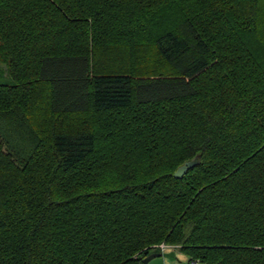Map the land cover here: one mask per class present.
Here are the masks:
<instances>
[{"label":"trees","instance_id":"trees-1","mask_svg":"<svg viewBox=\"0 0 264 264\" xmlns=\"http://www.w3.org/2000/svg\"><path fill=\"white\" fill-rule=\"evenodd\" d=\"M162 244L264 264V0H0V264Z\"/></svg>","mask_w":264,"mask_h":264},{"label":"rangeland","instance_id":"rangeland-1","mask_svg":"<svg viewBox=\"0 0 264 264\" xmlns=\"http://www.w3.org/2000/svg\"><path fill=\"white\" fill-rule=\"evenodd\" d=\"M137 67L141 72H147L149 74L162 72H170L168 68H166L165 64L160 60L158 54L155 49L152 47H147L144 50L142 48L139 50L138 59H137ZM170 248V249H169ZM169 250L166 253H161V257L154 258L152 264H164L163 261L165 258L174 259V256L183 255L182 252L179 251L177 247L169 246ZM185 255V254H184ZM161 259V260H159ZM201 264V263H200Z\"/></svg>","mask_w":264,"mask_h":264},{"label":"water","instance_id":"water-1","mask_svg":"<svg viewBox=\"0 0 264 264\" xmlns=\"http://www.w3.org/2000/svg\"><path fill=\"white\" fill-rule=\"evenodd\" d=\"M201 163V156H197L195 159L192 161L186 162L184 165H182L174 174V177L176 179H182L191 169L195 168L197 165ZM162 254L160 253H155L150 255L144 260L145 264H148L151 260L154 258L160 257Z\"/></svg>","mask_w":264,"mask_h":264},{"label":"crops","instance_id":"crops-1","mask_svg":"<svg viewBox=\"0 0 264 264\" xmlns=\"http://www.w3.org/2000/svg\"><path fill=\"white\" fill-rule=\"evenodd\" d=\"M169 249H166L165 251H162L160 249V252L166 253V252H168ZM159 260H161V259H159ZM189 260H190L189 257L183 254V255H178L177 257L174 256V259L165 258L163 263L164 264H189ZM148 264H152V261H150Z\"/></svg>","mask_w":264,"mask_h":264},{"label":"built area","instance_id":"built-area-1","mask_svg":"<svg viewBox=\"0 0 264 264\" xmlns=\"http://www.w3.org/2000/svg\"><path fill=\"white\" fill-rule=\"evenodd\" d=\"M159 248H160L162 251H165L166 249L169 248V246L162 244V245L159 246ZM191 264H199V263L196 261V262H192Z\"/></svg>","mask_w":264,"mask_h":264}]
</instances>
